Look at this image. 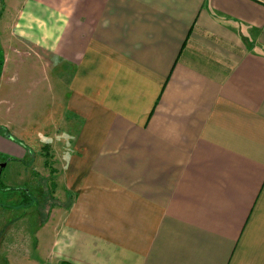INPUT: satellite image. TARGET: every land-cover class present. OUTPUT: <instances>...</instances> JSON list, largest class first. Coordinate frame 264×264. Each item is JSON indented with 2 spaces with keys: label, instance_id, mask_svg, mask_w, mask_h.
I'll use <instances>...</instances> for the list:
<instances>
[{
  "label": "crops",
  "instance_id": "crops-1",
  "mask_svg": "<svg viewBox=\"0 0 264 264\" xmlns=\"http://www.w3.org/2000/svg\"><path fill=\"white\" fill-rule=\"evenodd\" d=\"M23 6L17 34L72 67L79 120L53 264H264V0Z\"/></svg>",
  "mask_w": 264,
  "mask_h": 264
},
{
  "label": "rangeland",
  "instance_id": "rangeland-1",
  "mask_svg": "<svg viewBox=\"0 0 264 264\" xmlns=\"http://www.w3.org/2000/svg\"><path fill=\"white\" fill-rule=\"evenodd\" d=\"M23 5L0 0V165L6 164L0 166V264H23L26 257L36 260L26 264H53L44 230L69 206L68 196L54 189L61 147L70 145L79 120L67 108L72 67L17 34Z\"/></svg>",
  "mask_w": 264,
  "mask_h": 264
},
{
  "label": "trees",
  "instance_id": "trees-1",
  "mask_svg": "<svg viewBox=\"0 0 264 264\" xmlns=\"http://www.w3.org/2000/svg\"><path fill=\"white\" fill-rule=\"evenodd\" d=\"M44 150H48L47 147H45ZM44 153H45V152H44ZM48 153H49V152H48ZM46 155L48 156V154H46ZM0 186H1V185H0ZM4 189L6 190V189H8V188L5 187ZM28 197H29V199H28ZM32 200H33V199H32ZM25 201H27L26 203H30V204L32 203L30 193L26 195Z\"/></svg>",
  "mask_w": 264,
  "mask_h": 264
},
{
  "label": "water",
  "instance_id": "water-1",
  "mask_svg": "<svg viewBox=\"0 0 264 264\" xmlns=\"http://www.w3.org/2000/svg\"><path fill=\"white\" fill-rule=\"evenodd\" d=\"M2 168L6 166V164L0 165Z\"/></svg>",
  "mask_w": 264,
  "mask_h": 264
}]
</instances>
